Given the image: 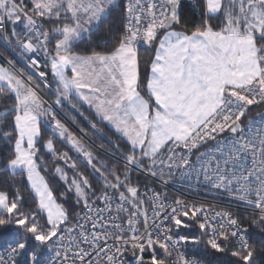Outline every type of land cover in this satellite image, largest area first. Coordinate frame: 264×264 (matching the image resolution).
Wrapping results in <instances>:
<instances>
[{"label": "snow or ice", "instance_id": "obj_1", "mask_svg": "<svg viewBox=\"0 0 264 264\" xmlns=\"http://www.w3.org/2000/svg\"><path fill=\"white\" fill-rule=\"evenodd\" d=\"M0 264H264V0H0Z\"/></svg>", "mask_w": 264, "mask_h": 264}, {"label": "built area", "instance_id": "obj_2", "mask_svg": "<svg viewBox=\"0 0 264 264\" xmlns=\"http://www.w3.org/2000/svg\"><path fill=\"white\" fill-rule=\"evenodd\" d=\"M178 189H179V186H176V185L169 186V189H168L169 196H178V195H182V194L189 195V196L195 195V193L188 192V190H186V189H180V190H178ZM202 198H206V199H209V200L212 199V197H202ZM216 202L220 203V204L229 203L227 198L219 199Z\"/></svg>", "mask_w": 264, "mask_h": 264}, {"label": "trees", "instance_id": "obj_3", "mask_svg": "<svg viewBox=\"0 0 264 264\" xmlns=\"http://www.w3.org/2000/svg\"><path fill=\"white\" fill-rule=\"evenodd\" d=\"M19 63H20V65H23L24 64V62L21 60V61H19ZM85 124H86V122H84Z\"/></svg>", "mask_w": 264, "mask_h": 264}]
</instances>
